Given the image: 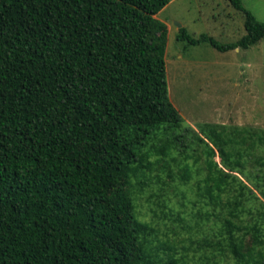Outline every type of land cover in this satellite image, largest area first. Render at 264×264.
I'll use <instances>...</instances> for the list:
<instances>
[{
    "label": "trees",
    "instance_id": "16d2710c",
    "mask_svg": "<svg viewBox=\"0 0 264 264\" xmlns=\"http://www.w3.org/2000/svg\"><path fill=\"white\" fill-rule=\"evenodd\" d=\"M169 2L0 0V264H264V130L184 128L157 18ZM227 3L235 43L184 28L177 41H262L264 22ZM174 155L190 225L165 213L158 173L172 182ZM161 227L190 237L161 240Z\"/></svg>",
    "mask_w": 264,
    "mask_h": 264
},
{
    "label": "rangeland",
    "instance_id": "374dc122",
    "mask_svg": "<svg viewBox=\"0 0 264 264\" xmlns=\"http://www.w3.org/2000/svg\"><path fill=\"white\" fill-rule=\"evenodd\" d=\"M241 1L257 20L264 22V0ZM157 18L168 27V96L182 117L184 128L197 130L201 124L209 123L222 124L228 129L264 130V39L247 50L226 53H219L205 43L187 46L177 41L178 30L184 28L192 38L205 35L220 44L235 43L244 30L239 15L228 6L227 0H170ZM258 156L263 157L255 152V158ZM174 157L177 165L172 166V182L158 173L159 179L170 186L166 194L171 201L166 203L165 213L182 212L185 225H190V183L183 187L176 179L181 159ZM204 160L205 156L201 155V166ZM187 164L190 166V160ZM157 190L155 186L152 191ZM177 201L185 206H179ZM137 207L141 219L149 221L144 203L139 202ZM188 229L179 228V236L175 238L168 228L161 227L160 239L186 242L190 237Z\"/></svg>",
    "mask_w": 264,
    "mask_h": 264
}]
</instances>
